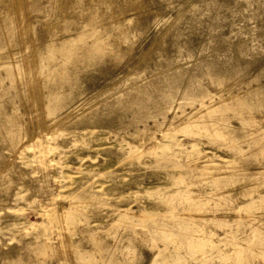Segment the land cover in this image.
Listing matches in <instances>:
<instances>
[{
  "label": "rangeland",
  "instance_id": "obj_1",
  "mask_svg": "<svg viewBox=\"0 0 264 264\" xmlns=\"http://www.w3.org/2000/svg\"><path fill=\"white\" fill-rule=\"evenodd\" d=\"M0 264H264V0H0Z\"/></svg>",
  "mask_w": 264,
  "mask_h": 264
},
{
  "label": "bare ground",
  "instance_id": "obj_2",
  "mask_svg": "<svg viewBox=\"0 0 264 264\" xmlns=\"http://www.w3.org/2000/svg\"><path fill=\"white\" fill-rule=\"evenodd\" d=\"M130 8V7H129Z\"/></svg>",
  "mask_w": 264,
  "mask_h": 264
}]
</instances>
